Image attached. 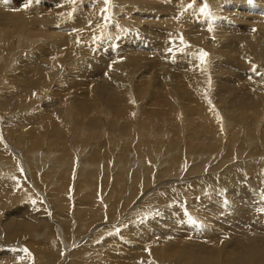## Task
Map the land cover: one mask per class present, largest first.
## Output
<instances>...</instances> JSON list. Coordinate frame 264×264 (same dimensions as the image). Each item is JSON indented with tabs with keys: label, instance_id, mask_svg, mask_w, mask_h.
Here are the masks:
<instances>
[{
	"label": "bare ground",
	"instance_id": "obj_1",
	"mask_svg": "<svg viewBox=\"0 0 264 264\" xmlns=\"http://www.w3.org/2000/svg\"><path fill=\"white\" fill-rule=\"evenodd\" d=\"M28 1L30 2V0H24L23 2L24 3L27 2L28 4ZM206 1H207L206 3L207 5L210 2L211 8L208 9L207 11L204 10V12L200 14L201 12L200 8L204 6ZM224 1L225 0H109V2L105 4L104 0H75V2H73V0H50L48 2L49 3L48 6L53 7V9L51 8L53 12L49 11L50 17H54L52 22L56 24H60L62 23V20H64L65 18L67 20V17L70 15L69 17H72V21L70 23L76 24L78 20L77 24L82 25V27L81 28L77 27V29L79 31H83V33L84 31L88 30L87 29L88 26L89 27L94 26L93 28L99 31L100 37H98L97 40L96 39H93V40L99 43V46L101 44L103 46L102 48H104V46L107 47V50L109 51V53L117 55V54H120L119 52L123 49V52H126L130 56L131 62H133L135 59V54L134 52H132V49L135 46H139L140 48L143 47L148 50H153L152 52H156V55H160V56L168 55L167 57L168 62L170 61L171 64L167 65L166 64L167 62H166L162 66L165 69L166 68L168 69L169 72H165V74H170V76H173L176 70L175 68L172 67V65H175V66L176 64L180 65L179 60H181L182 63L184 61V64H185L184 66H186L187 62H189L191 66L189 67L187 65L188 66V67L186 66L187 70L182 72V74H179V77L177 76L174 80L170 78L169 82L166 81L169 87L168 92H170L171 90L169 96L171 97L173 96L175 98V105H172L171 107L163 108V109L165 111V117L168 116L169 120H170V116L167 114L170 113L173 116H176V118L174 117V119H176V122H179L176 125L179 128V131L176 132L177 137L182 136V131L184 129H191L194 123L195 124L199 123V124L196 126L197 128L196 133L188 137L185 140L186 142L185 149H187V151L185 152L188 158L186 161H188L189 165L188 163H186L187 166L185 167V165H182L181 163L180 164L178 162L175 163V158H174L175 155L173 154L171 155V152L169 150L171 149L172 151H180L183 148L179 146V143L173 138V135H175V132L173 131L174 129L172 127V125L174 124L172 121L173 119L169 122H166L165 119L167 118L164 119L162 117L163 114H161V117L158 114L159 117H157V120L159 122H162L163 125H165V123L168 124L172 128V130L167 131L166 128L164 129L163 127L162 128L159 127V129H156L153 132L152 131L150 132L149 130L151 128V122L153 123L152 116L150 117L147 116L151 112L149 108H148L149 110H145V112L143 111L144 112L143 114L142 113L137 114L138 116L135 118V121H134L135 128L132 127L134 125H130L131 127L127 125L129 122L128 120H131V122L133 123L134 119H132V116L135 114V109L133 113L129 115L130 119L122 118L119 121L113 120V119H117L118 117V114H116L117 113L116 107L118 105H121L122 103V99H117V96H116L119 93L120 87H117L116 85L112 86V85H108L107 83L105 84L103 83L101 86L102 87L101 89H98L97 87L93 89L94 97L92 101V104H93L92 109L94 110V112H97L102 109L104 110V104L102 103L103 100L101 98H103V96L105 95L106 96L109 95L110 99L114 100L112 104L114 108L116 109L113 108L112 114H116V115H114L112 118L108 117V120H111L112 123L116 125L117 132L127 135L128 137L127 144H128L129 149L126 150L123 139L114 140L112 153L106 152L105 146L98 147L99 149L103 150V154L106 155L107 157L104 155H98L97 157L99 161L96 162L94 158H91V152L89 151L84 152V149H83L86 145H88V148L90 149L91 147V145H89L90 139L97 140V141L100 139V134L95 125V122L90 121L91 118L94 116H89L90 111H87L84 114L80 112L83 115L81 116V118H79L80 116L77 113L76 116L78 118L76 121H74L72 117L73 107L69 106V111L64 114L63 120H64V123L66 124L65 125L66 129L69 126H73V128H75L74 132L77 134V137L80 139V141H78L75 144V146H78L77 147L78 156H75L76 154L72 155L71 147H69V145H67V143L63 139L60 140L59 138H55V140H58V141H55V143H52L51 146L47 145L46 147H42V146L34 147V145H30V146H23V147L21 146L22 148L19 146L18 148L19 150H17L19 154L16 151L12 150L11 148L5 147L4 146L5 142H3L4 139L2 140V142H0V209L1 207L5 208V206H7L9 203L10 204H19L21 202L26 203V200L27 202H29L27 205L30 206V208L33 206H40V208L41 207L43 208L46 203L49 204L50 196H52V193L55 195H58L59 192H61V190L65 194H67L70 190L72 197L73 196L79 197L78 201L72 202V204L69 206V209H66L61 204V202L57 201L56 207L59 208V210H61L62 212H66L68 217L77 216L78 209L80 207H82L81 214L83 215L86 214L88 210H90L91 212L100 213V211L103 212L105 209H107L110 206L113 207L114 210H116L117 208L120 209L121 207L120 214L112 212V214L115 215L119 220H120V217H123L122 221L125 222L127 218H130V220H132L138 228L144 231L152 230L153 228L154 230H152L151 232L153 236H157L161 238V240L159 241L158 240L152 241L151 240L152 237L148 238L147 236H145L146 239H144L140 245H137L139 248H142V247L146 248L148 252L154 249V251L152 252L154 254H160V256L159 257L157 256L156 258H154L153 262L156 264H161L164 262H168L166 260H168V257H170V255L177 250L175 247L178 241L182 238V235L184 236V234H181L180 232L176 231L177 230L176 225L172 223L164 222V216L166 215L174 216L177 220V223L179 222H181V224L185 223L183 227H186L189 230L190 227H188L187 225L190 226L193 223H190L189 219H182L181 214H180V209H182V204H185V202H189L188 207L192 210L193 214L196 217V219H192V220H195L196 223L193 225V227H195L194 231L192 230L187 231L188 232L187 234H189L191 238L195 240V242L201 247V249H207V250L224 249L225 252H230L234 254H242L239 242L236 239L235 240L237 242L235 243L229 241L233 238L228 236V233H227L228 228L229 227L232 228L235 237L244 235V234H249V233L259 234V231L261 229H264V211L260 215L259 213H254L250 209V206L252 207V209H256L259 206L264 205V191H258V194L256 197L253 196L252 191H246L244 193H241L242 195L246 196V199L242 200V199L234 197L237 191L233 189L234 187H237L238 184H243L244 188L242 190H249L251 188V186H249L248 184V178H249L250 172L252 174L251 176L252 182L264 180V156L260 154V149L264 146V94H262L264 92L261 93V91H264V86H262V84L264 85V82L263 83L261 82L262 84L259 82H256V80L259 81L260 79H258L259 77L258 78L255 77L256 73L254 71H253L254 73L251 74V76L248 73V69H250L251 67H257V68H260L259 70L262 71L263 73L262 75L264 76V44L262 41L264 37L263 35H260L257 37L255 34H251V35H248L246 38L241 37L239 40L234 41L230 38L232 33H229L230 35L229 38H224V36L220 38H216L217 36L216 29L213 27L214 19L211 16L213 8H216L218 12H223L225 14L232 15L231 9L230 11L227 9H225L226 11L224 10V6H222ZM244 1L248 2V0H244ZM244 1L237 0L233 2L243 4ZM254 1L264 4V0H253V2ZM38 2L39 0H37V3ZM84 3H86L88 6H81ZM240 4H238V6ZM4 5L6 6V8H9V9L12 8V9L10 13L2 12V10L0 9V40L4 39L2 37L4 35L10 36L11 34L12 36L15 34H21L22 35L21 38L23 37L24 40H27L29 43H33L35 39L31 35H33L32 32L35 29L29 28L28 25L30 24L32 26L33 25L35 26V22H36V26H39L42 23L47 24V18L44 17L45 15H41L40 11H38L39 10L38 4H37L38 8L35 7V5H32L34 7H32L30 10L32 11V9H34V12L37 11L38 13L37 15L39 17L38 20L41 21V24L39 25H37L39 22L35 20L37 19V16L34 15L36 17L35 18L31 14L32 16L31 18L35 20L34 21L32 19V22H31L30 19H29L30 21L26 20L27 15H22L23 11H21L20 8L19 9L21 12L15 11V9L19 7V5H22L21 1L9 0L8 6L6 4ZM39 5L41 4L39 3ZM106 6H108L112 11H114L115 15L118 16V21L120 24L121 22L123 23L125 22L122 16L126 15V13L127 15L128 14L133 15L132 16L133 21H129L128 19V22H130L129 24H131L130 27H125L123 25L125 27L123 29L121 26L122 24L120 25V28L122 30L121 33L126 35L127 39L123 40L124 39L123 37L113 38V36L112 37L110 36L111 33L109 32H105L104 34L101 33L102 31L101 27L104 24V20L102 18L97 19L95 16V13L100 12L102 14ZM47 9H49V7H47ZM87 9H92V10L87 11ZM133 9H137V11H133ZM237 10H240V9H237ZM87 14L90 18H92V20L86 19ZM61 15H63L65 18L63 19ZM237 15H239V13H237ZM207 16L208 18H206ZM239 18L240 17L238 16V19ZM261 19L259 21H261ZM33 21H34V24H33ZM198 21L202 22V24H204V27L200 28L198 26ZM221 21L222 20H220L219 23L222 26H225V24L228 26V23L221 22ZM241 21H243V19ZM144 22H150V24L147 23V25H154V27L157 24H161L160 30L163 32L165 31V34H162V32L160 31L161 33L159 35H161V37L165 35V38L163 39L161 37L159 39L156 38L158 36L157 33L154 31L152 27H146L147 25ZM259 25L257 26V28H259L260 31L264 32V27L262 26V24H259ZM163 26H165L166 29H164ZM73 28H76V27L73 25ZM185 28H187L188 30H186ZM47 29H48V24H47ZM47 29H46V32H48ZM104 30L102 32H104ZM126 30H129V31L127 32ZM36 31L41 32L42 29L36 28L34 32ZM166 31H168V34H166ZM82 35H83L82 38H84V34ZM89 37H93V36L90 35ZM89 37L87 38L89 39ZM104 37L107 40H110L108 41L107 44L104 40ZM57 38L58 37L54 38V41L58 40ZM12 40H13V37H12ZM87 41L89 42L90 39ZM10 42L11 41L4 40L0 42V47H4L5 49L8 50ZM84 43H86V41H84ZM215 43L219 44V46L222 47L224 51L225 50L227 51V52L226 51L224 52L225 54L230 53L229 57L237 56L238 58H240L239 56L241 57L243 56V59L246 60L247 62L245 61L238 62L236 60L237 58L233 59V61L239 63L240 65L238 66L247 64L245 66L246 67L245 73L243 72V74L241 75L240 71L245 70V69H242L241 67L236 66L238 70H233V69L231 70L230 69L231 67L227 69L225 68L226 66L223 67L222 65L219 71H217L216 69L215 71L211 70V72H209L210 75L214 76V73L223 71L220 81L216 79H212V76H210L211 80L210 78L209 80L208 78L206 79V77L204 76V72H205V65L208 59L206 58V56H204L202 59L201 56H202V53H207L209 48L215 47L214 46ZM72 46L74 47L76 45L73 43ZM93 46H97V45H93ZM93 46H91V48ZM220 47L218 49L221 50L222 52L223 49H221ZM96 49L98 48L96 47ZM161 49H164V52L158 51ZM177 49L181 50L179 52L180 54L177 53L179 56H177L174 59H171V53L177 52ZM256 52H259L258 53L259 55H257ZM225 54H223L222 56L219 55L220 58L223 57L224 59L226 56ZM41 55H38V57ZM216 55L218 54L216 53L214 55L213 53V56L216 57ZM254 55H256V58ZM3 56L4 55L0 54V60ZM81 56L84 57L82 53H81ZM95 56L97 57V55ZM122 56H123V53H122ZM247 56L253 57L254 60L251 58H248L249 59V62H248V60L246 59ZM225 59H229V58H225ZM106 60H110V57L109 59H106ZM200 60L202 61L200 62ZM126 62L127 61H125V63ZM194 62L195 63L198 62V65H196ZM95 63L97 65V63H101V62H95ZM108 63L110 64V61ZM139 63H140L139 61L136 62L133 68ZM72 65L74 66V64ZM111 65H112L111 67H113L116 64L111 63ZM2 66H0L1 68L0 72H5V75L7 76L10 75L8 71L9 68L8 69L4 68V65ZM124 67L125 69H127L126 65H124ZM101 68H102V65H101ZM180 68H182L181 65H180ZM224 70H226V72H224ZM57 72H58L57 69L53 68L52 66L48 70L46 68H41L38 70V78L44 79L47 76H50L51 79L56 78ZM181 75H183V80L181 78ZM229 75H232V79L225 78L226 76H229ZM247 75L249 79L247 78ZM57 77L59 78L60 76H57ZM214 77H216V74ZM240 78L246 80V82L240 83L241 84L240 86L238 85L240 89L237 92L236 97L234 98L235 102L233 104L231 102L232 99H229L228 96L229 94L232 93V91L230 90H234V89L237 90V88H234L233 86L231 87L229 83L230 82L234 83V79L238 80ZM202 80H208L207 84L209 85L210 89L212 87L213 96L216 95V92H217L219 100L221 101V103L219 104L220 106L219 108H222V112L221 110H218V107L213 110L211 109L212 106L210 108L209 105L205 103L208 111L216 112V114L211 117L204 116V114H208L206 109L199 108L198 106H200V104L198 103V100L193 97L194 96L193 89L194 91L196 90L199 92L200 87H201L202 90H204L202 86H205L204 83H206V81H204L203 83ZM224 80L228 82L225 83L226 82L225 81L222 84V81ZM124 81L126 82H124L123 85H126V84L128 85L127 87H124V90L129 89L132 84L133 79L124 80ZM6 82L8 83L9 80H7L4 76H0V85L3 86L2 89L7 90V92L10 95L15 96L16 90L14 88L9 89V86L5 84ZM181 82H186V83L183 84ZM24 83L21 84L20 94L17 95V97H23L25 95L28 96V92L32 91L34 84L33 85L31 84V86L27 87L26 85H24ZM142 85H144V83H142ZM154 85L156 84H153V86ZM223 85H226V86H223ZM245 86H247L248 91L250 90L247 93L245 91L246 89ZM12 87H14L13 84H12ZM116 89H118V91ZM137 91L140 92L139 97H137L140 99H145V94L148 95L149 93V92L147 93V89H145L144 87H138ZM129 92H131L130 89L129 91L127 90V92L125 93L128 95ZM151 93L152 92L150 91V94ZM155 93H158V92H155ZM225 93H229V94H225ZM196 94L199 96L197 92ZM158 95L153 96L152 99L155 100V102L159 100H163L161 102H164L165 97L161 95V99H160V96ZM58 102L59 101H57V103ZM134 105L136 104L134 103ZM213 105H215V103ZM9 106L10 105L8 104L7 109ZM242 106L244 107L246 106L247 111H248L247 113L243 114L244 110L241 108ZM140 109L142 110V107H140ZM5 112H6V109H5ZM194 114H198L196 117L199 122L196 121L193 123L192 118H189V115L194 116ZM67 117L71 118L70 121L74 122L75 126L72 125L71 122L66 119ZM119 117H122V115L120 114ZM23 120L24 118H16L14 120V123L18 124L20 121H23ZM126 121H127V124H126ZM154 124L155 123H153V125ZM184 124H185V127H184ZM154 128L155 127L153 126V129ZM148 130L150 132V135L146 136V132ZM107 133L108 134L105 135L106 138L111 139V136H118V134H116L115 132H112L111 129H110V133L109 132ZM239 141L242 142V145L236 150V153L234 154L233 159L225 167V172L227 176H229L232 179V183H230L231 187L230 186L226 187L225 190H223L221 187H218V186L215 187L212 181H210L206 177H203L204 176L203 171L206 170L208 174L211 176L213 174V170L216 167L222 168L225 164V161L231 157V154L236 148V146L238 145ZM166 142H167V146L169 149L162 147L163 145L166 146ZM96 144L98 145L99 143L96 142ZM28 150L31 152H29ZM163 154L165 155L162 157V159L164 158L166 160L163 166L158 167V168L152 167L151 159H157ZM243 154H246V155L243 156ZM114 155H115V160H114ZM128 155H130L129 161L121 165L124 162L125 156H128ZM100 161L103 163V166H100ZM117 165H118L117 173H116L115 179H113L112 176L115 174V170L112 171V169L115 168ZM109 167H111V169ZM140 167L143 170L141 174H139ZM184 167L187 171L186 175L180 173L181 171L184 172L185 170ZM101 170H109V172L107 175L104 176V173ZM124 171L127 172V175L125 178H124ZM74 173L77 174L76 178L73 177ZM28 174L32 176L29 179L31 182V185L33 182H36L37 185H39V187H36L35 185V187L33 188L32 186L28 184L29 183ZM182 177H185V179H193V184H186L188 185L187 188L186 187L183 188L182 187L183 185H179L181 184L179 181H181L180 179ZM108 178L112 179L113 181V184L110 187L109 191L106 190L105 188L107 186ZM170 180H172L171 182L173 183L168 185V187L173 186L174 188H176V190L170 193L161 191L160 192L161 194H158V195H157V193H159L158 191L151 194V196L147 199V201L150 200L152 196L154 195V197L150 200V202L152 200L153 202L154 201L156 202L153 203L151 207H149V211L148 210L146 211L147 213L140 214V211L142 210L131 208L134 205H137L138 207L141 206L140 204H138L141 201V199L150 195L149 191L152 189V187H156L159 185V184L155 185L156 181H170ZM98 185L103 186L102 191H98L95 189ZM44 186H46L47 188H44ZM72 186L75 187L74 190L73 188H71ZM159 187L160 189H164L167 186H159ZM86 188H91L94 190L92 193L86 194V197H93L95 200L89 205H85L79 202V201L84 202L85 194L81 191ZM5 191L11 192L8 195V198L5 195ZM22 191L26 193H23L21 197H19V192H22ZM41 194L43 196H41ZM101 196H107V200H103V198L100 199ZM125 197L128 198L127 201H124ZM108 200H110V203H108ZM178 200H180V202ZM174 201H176L178 205L177 203L176 205L172 204V202ZM121 202H122V206H121ZM132 203H134L133 206H131ZM43 210L46 211V209H43ZM154 211H157V212H154ZM153 214H158V215L156 217H152ZM58 218L59 217L53 214L50 220H52L53 222L61 221L63 223L61 228L64 232L63 239L66 243L62 242L63 244L62 245L59 239L60 237L57 238L58 231L56 232L53 229L51 232L48 229L49 225H46L44 227H41L43 229H38L40 233L36 236L31 233V230H29L27 233V235L31 233L32 234L31 237L33 238L35 237L37 238L39 235L43 237L42 240H44L45 242H42V240H39L43 244H39L38 242L36 243L35 240L33 241V239L27 238L28 240L30 239L28 241L29 249L25 244H23V247H22V244L21 246L19 245L20 247H22V250L26 248L27 250H29V252H31V254L35 255L34 258L36 259V264H38L40 259L43 257H45V260L46 258L47 259L53 258L56 260L54 254L46 253V255L42 256L43 249H45V251L49 250L50 252H52L51 251L52 247H54L55 251L54 250L53 251L56 254V250L60 249V247L57 248V246L60 244L62 246L61 250L65 252L66 254V251L71 249L69 247V245H71V242L69 241L70 238L72 237L71 235L75 234V232L77 231L80 235H82L80 233V231L82 230V227L83 229L84 227H87L86 229H88L92 226V224H95L96 225L95 227L97 228L96 230L100 229V231L102 232H105V233L111 232V234H112V229L118 228L117 232L119 231V234L117 235L125 237L126 239L129 237L134 238L133 233L140 232L139 230L135 228H128L127 226L122 225V224L117 223L113 225L115 221L110 220V219L108 220V218H105V217H93L91 215H84L83 217H81L82 225L80 227L78 226V228L73 233H71L69 237V234L66 233V231L69 230L72 224H70L68 221H65L66 219L59 220ZM104 219H107L108 221ZM252 219H256V220H252ZM141 220L143 221L145 220L146 222L141 223L140 222ZM235 220H243L245 224L242 226H238L234 223ZM102 222L104 223V225L105 224L107 225L99 226V225H102L101 224ZM72 223L74 224V222ZM75 227L76 226H74V229ZM47 229L48 231L46 232ZM96 230L95 232H97ZM12 234L14 236L16 235L15 233H12ZM20 235H25V234H20ZM77 235L78 234L76 233V236ZM112 235L117 237V235H115L114 233ZM149 235L150 233H148V236ZM168 235L169 237L170 236L171 237L168 238ZM173 237H177V238H173ZM184 237H187V236L185 235ZM142 238H143V235H142ZM78 239L79 238H76L75 241H78ZM101 240L103 241V244H100L97 246L92 245L93 240L91 239L89 240L88 243H86V246L84 245L85 247L81 245L84 249H88L87 251H90V252L84 253L85 256L83 255V259L79 258L81 260H78V258L76 259L74 257H71V259L73 260V264L74 263L75 264H133V261L128 259L129 257L127 258L126 255L125 256L120 255L121 247H120V243H118L119 242L118 239L116 238L108 239L107 235L104 234ZM54 241L56 242L55 246L53 243ZM115 243H117V245ZM47 244L49 245L46 246ZM109 244H112L111 248L108 247ZM258 244H264V240H259ZM83 248H82V251L84 252ZM191 256L192 255H189L188 257H191ZM38 257H39V260H38ZM161 257H166L167 259L166 258L165 260L161 259L162 260L161 261L160 260ZM1 259L4 260V257L2 256ZM140 259H142V262L144 261L147 262L146 260H144V255H142ZM117 260H119L120 262H118ZM245 260L264 263V251L258 248L254 243H251L247 254L243 257H239L235 263H230V264H240L241 262ZM61 261H63V259ZM204 262L206 264H220L216 258H206L204 259ZM174 264H197V262H195L194 260H191L190 262H180V263L177 262Z\"/></svg>",
	"mask_w": 264,
	"mask_h": 264
},
{
	"label": "rangeland",
	"instance_id": "obj_2",
	"mask_svg": "<svg viewBox=\"0 0 264 264\" xmlns=\"http://www.w3.org/2000/svg\"><path fill=\"white\" fill-rule=\"evenodd\" d=\"M8 1L9 0H0V9L2 10V12H7V13L11 12L12 8L11 9L6 8V6L4 5V4H6L8 6ZM18 1H21L22 5H19V7H17V9H15V11H18V12L23 11L22 15H27L26 20L28 21L30 19L31 22L33 19L31 17L37 16V19H35L37 22H39L37 25L41 24V21L38 20V18H39L37 15L38 13H37V11L34 12V9H32V11L30 9L32 7H34L32 5H35V7H37V4H38V6H39V8L37 7L39 9L38 11H40L41 15H45L44 17L47 18V24H48L49 30L47 29L46 23H42L41 25L36 26V22H35V26L34 25L32 26L29 24L28 27L35 29V30H36V28L42 29V31L41 32H39V31L34 32L35 31L34 30L32 32L33 35H31V36L35 39V41L33 43H29L27 40H24L23 37L21 38V36H22L21 34H15L12 36L10 34L11 37L4 35V36H2L4 39L0 40V42H2L4 40L5 41H11L8 50L5 49L4 47H0V54L4 55L1 58L0 63L2 65H4V68H7V69L9 68L8 71H9L10 75L7 76V75H5V72H0L1 73L0 76H4L7 80H9L8 83L7 82L5 83L9 86V89L14 88L16 90V92L14 91L15 96H13V95H10L7 92V90L2 89L3 86L0 85V91H1L0 92V142H2V140L4 139L3 142H5V145H4L5 147H9L12 150L17 152V150H19L18 149L19 146L23 147V146L34 145V147L35 146L46 147L47 145L51 146L52 143H55V141H58V140H55V138H59L60 140L63 139L67 143V145H69V147H71L72 155L76 154L75 156H78V148H77L78 146H75V144L78 141H80V139L77 137V134L74 132L75 128H73V126H69L66 129V127H65L66 124L64 123V120H63L64 114L69 111V106H71V107H73L72 117H73L74 121H76L78 118L76 116L77 113L80 116L79 118H81V116L87 111H90L89 116H94L91 118L90 121L95 122V125H96L98 132L100 134V139L98 141L90 139L89 140V145H91L90 149L88 148V145H86L83 149H84V152L85 151L91 152V158H94V160L96 162L99 161L98 157H97L98 155H104L103 150L99 149L98 147L105 146L106 152L112 153L114 140L123 139V141L125 143L126 150L129 149L128 144H127V141H128L127 135L117 132L116 131V125L114 123H112L111 120H108V117L112 118L114 115L118 114L117 119H113V120L119 121L122 118L123 119H127V118L130 119L129 115L133 113L134 109H135V114L132 116V119H134L133 123L131 122V120H128L129 122L127 124V121H126V124L128 126L134 125L132 127L135 128L134 121H135V118L138 116L137 114H139V113L143 114L145 112V110L150 109L151 112L147 116H149V117L152 116V121H153V123H155L153 125V123L151 122V128L149 129L150 132L151 131L153 132L154 130L159 129V127L160 128L163 127L164 129L166 128L167 131H171L172 128L168 124L165 123V125H163L162 122H159L157 120V117H159L158 114L160 115V117H161V114H163L162 117L164 119L165 118L168 119V120L165 119L166 122H169L173 119L172 121L174 124L172 125V127L174 129L173 131L175 132V135H173V138H174V140H176L179 143V146H181L183 148L182 150L185 149V147H186L185 146L186 145L185 140L188 137H190L196 133V129H197L196 126L199 123L195 124L194 122H196V121L199 122L197 117H196L198 114H194V116L189 115V118H192L194 125L191 127V129H184L182 131V136L177 137L176 132L179 131V128L176 125L179 122H176V119H174V117L176 118V116H173L170 113L167 114L170 116V120H169L168 116L165 117V111L163 108H168V107H171L172 105H175V98L173 96L172 97L169 96L171 90H170V92H168L169 87H168V83H166V81L169 82L170 78H172L174 80L177 76L179 77V74H182V72L187 70V68H186L187 65L189 67L191 66L189 62H187L186 66H184L185 65L184 61L182 63V61L179 60L182 68H180L179 64H176V66L172 65V67L175 68L176 70H175L173 76H170V74H165V72H169L168 69L166 68L167 69L166 70L162 66L166 62H167L166 63L167 65L171 64L170 61L168 62V58H167L168 55H161V56L156 55V52H152L153 50H148V49H145L143 47L140 48L139 46H135L132 49V52H134L136 60L134 59V61L131 62L130 56L126 52H123V49L119 52L120 54L116 55V54L109 53V51L107 50V47L104 46V48H102L103 46L101 44L99 46V43H97L96 41L93 40V39L97 40V38L100 37L99 31L95 30L93 28L94 26H90V27L88 26L87 27L88 30L84 31V33H83V31H79L77 29V27H80V28L82 27V25L79 24L80 25L79 26L77 24L78 20H77L76 24L70 23L72 21V17H69L70 15L67 17V20L63 15H61L62 18L63 19L65 18L64 20H66V21L62 20V23H60V24H56V23L52 22L54 17H50L49 11H52L53 7L48 6L49 5L48 2L50 0H39L38 3H37V0H30V2L28 1L29 6H28L27 2L26 3L23 2L24 0H18ZM233 1H237V0H231V1L225 0L222 4V6H224V10L227 9L230 11V9H231L232 15L231 14H225L223 12H218V10H216V8H213V10H212L211 16L214 19L213 27L216 29V34H217L216 38H220L222 36H224V38H229L230 37L229 33H232L230 38L234 41L239 40L241 37L246 38L248 35H251V34H255L257 37L260 35H263V37H264V34H263L264 32L260 31L259 28H257V26L259 24H262V26L264 27V19H263L264 18V4L257 2V1H254L251 4H249L248 2H246L244 0H243L244 1L243 4H240V3L233 2ZM35 2H36V4H35ZM39 3L41 5H39ZM205 3H207V1ZM42 4L44 5V7ZM51 4H53V3H51ZM85 4L86 3L82 4L81 6H88L87 4L86 5ZM238 4H240V5L238 6ZM45 5L47 7H49V9H47V7ZM55 6H57V5H55ZM207 6L208 7L205 8V11H207L208 9L211 8L210 2ZM73 7H74V5H73ZM19 8L21 9V11ZM237 9H240V10H237ZM91 10L92 9H87V11H91ZM133 11H137V9H133ZM236 12L239 13V15H237ZM31 14H32V16H31ZM200 14H202V12H200ZM65 15H67V14H65ZM128 15L130 16V18ZM128 15L126 13V15L122 16L123 19L125 20V22L124 23L121 22V24H122L121 25L118 21V16L115 15L114 11H112L108 6H106V8L102 14L100 12L95 13V16L97 19L102 18L104 20V24L101 27V29H102V31L104 29L105 30H104V32L101 31L102 34H104L105 32H109V33H111V35H110L111 37L112 36H113V38L123 37L124 38L123 40L127 39V36L121 33L122 30L120 28V25L124 29L125 27H130V25H131V24H129L130 22H128V19H129V21H133L132 20L133 15L132 14H128ZM238 16L241 19L240 18L238 19ZM86 17H87L86 19L92 20V18H90L88 16V14ZM243 17H245L246 20ZM261 17H262V19H261ZM206 18H208V16ZM242 19H243V21H241ZM260 19H261V21H259ZM220 20H222L221 22L228 23V26L226 24H225V26H222L219 23ZM34 21H33V24H34ZM231 22H233V23H231ZM144 23H146V25H147V23L150 24V22H144ZM55 24H56V26H55ZM152 24H153V22H152ZM50 25L52 28L50 27ZM73 25L76 28H73ZM157 25L155 27H154V25H147L146 27H152L158 35L156 38L159 39L161 37V35H159V34L161 32H162V34H165V31L163 32L160 30L161 24H157ZM198 26L200 28H202V27H204V24H202V22L198 21ZM34 27H36V28H34ZM163 27H164V29H166L165 26H163ZM46 29L48 32H46ZM185 29L188 30L187 28H185ZM88 31H90V32H88ZM92 31H94V32H92ZM126 31L128 32L129 30H126ZM82 34H84V38H82V36H83ZM166 34H168V31H166ZM90 35L93 37H89ZM233 35H234V37H233ZM53 36H54V38L58 37L57 38L58 40L54 41ZM86 36L89 37V39H90L89 42L87 41L89 39ZM12 37H13V40H12ZM161 38L162 39L165 38V35L162 36ZM83 39H84V41H86V43H84ZM63 40H64V42H63ZM104 40H105L106 44L108 43V41H110V40H107L105 37H104ZM262 41L264 44V39ZM73 43L76 46L73 47L72 46ZM86 44H87V46H86ZM93 45H97V46H93ZM77 46H78V48H77ZM91 46H93V47L91 48ZM214 46L215 47H213V48H209V50L207 52V56H206V58L208 59V61L206 62V65H205V72H204V76L206 77V79L208 78V80H209V78H210V80H211L210 76H212V75H210L209 72H211V70L215 71L216 69H217V71H219L222 65H223V67L226 66L225 68H227V69L229 67H231L230 68L231 70L232 69L238 70L236 68V66L241 67L242 69H245L244 71H240L241 75L243 74V72L245 73V71H246L245 66L247 64H244L242 66H238L240 64L233 61V59L237 58L236 60L238 62L239 61L247 62L246 60L243 59V56L242 57L239 56L240 58H238L237 56H230L229 57L230 53L225 54L224 52L226 50L224 51V49L222 47H220L219 44L215 43ZM218 46L221 49H223L222 52H221V50L218 49L219 48ZM96 47L98 49H96ZM158 51L164 52V49H161ZM180 51L181 50L177 49V52H172L171 53V59H174L177 56H179L178 54H180L179 53ZM38 52H39V54H38ZM81 53L84 55V57L81 56ZM122 53H123V56H122ZM213 53H214V55L216 53L218 54V55H216V57L218 56L217 59L215 56H213ZM222 53L226 55L225 58H229V59H225V58L223 59V57L220 58V56L223 55ZM256 53H257V55H259L258 54L259 52H256ZM41 54H43V55H41ZM38 55H41V56L38 57ZM95 55H97V57ZM102 55L104 58L102 57ZM121 56H122V58H121ZM254 56L256 58V55H254ZM109 57H110V60H106V59H109ZM124 57H126V58H124ZM81 58H82V60H81ZM98 58L99 59L101 58L102 60L100 59V61H99ZM244 58H245V56H244ZM248 58H251L254 60L253 57L247 56L246 59L248 60V62H249ZM137 60L140 63L133 68V66L136 64V62H138ZM169 60H170V58H169ZM222 60H223V62H222ZM8 61H10V62H8ZM107 61L108 62L110 61V64ZM125 61H127V62L125 63ZM201 61L202 60H200V62ZM95 62H101V63H97V65H96ZM111 63H115L116 65L111 67L112 66ZM234 63H236V64H234ZM1 64H0V66H2ZM72 64H74V66ZM100 64L102 65L103 69L101 68ZM152 64H154V65H152ZM195 64L198 65V62H196ZM89 65H90V67H89ZM124 65H126L127 69H125ZM51 66L53 68L57 69V71H58L56 78L51 79L50 76H47L44 79L38 78V70L39 69L46 68L48 70L51 68ZM99 66H100V68H99ZM114 67H115V69H114ZM120 68H122V69H120ZM183 68H184V70H183ZM259 69L260 68H257V67H251L250 69H248V73L251 76V74H253L255 72L256 73L255 77L256 78L259 77L258 79H260L259 81L256 80V82H259V83L262 82L263 83L264 82V76L262 75L263 74L262 71ZM0 70H1V68H0ZM222 72H218V73L213 72L214 76L216 74V77L212 76V79H216V80L220 81V79L222 77ZM224 72H226V70H224ZM257 72H259V73H257ZM58 73H59V75H58ZM57 76H60V77L58 78ZM181 78L183 80V75H181ZM225 78L226 79H232V75L226 76ZM247 78L249 79L248 75H247ZM130 79H133V81H132V84L129 88L131 91L128 93V95L130 96L129 97L125 93V92H127V90L129 91V89L124 90V87H127L128 85L127 84L123 85V83L126 82L124 80H130ZM208 80H202L203 83H204V81H206V83H204L205 86H202L204 90H202V88L200 87V91H199L200 93L196 90L194 91V89H193V94H194L193 97L198 100V103L200 104V106H198L199 108L206 109L208 114H204V116L211 117V116L215 115L216 112L208 111L205 103L207 105H209L210 108L212 106L211 109H213V110L218 107V110H221V112H222V108H219L220 107L219 104L221 103V101L219 100L218 93L216 92V95L213 96L212 87L210 89L209 85L207 84ZM225 81L226 80L222 81V84ZM235 81H236V83H235ZM173 82H175V81H173ZM227 82L228 81H226L225 83H227ZM244 82H246V80L240 78L238 80L234 79V83H232V82L229 83L231 87L233 86L234 88H237V90L232 88L234 90H230V91H232L231 94L225 93V94H229L228 98L232 99L231 102L233 104L235 102L234 98L236 97V94L240 89L238 87V85L240 86L241 85L240 83H244ZM23 83L27 87L31 86V84L32 85L34 84L33 89L31 92L27 91L28 96L25 95L23 97H17V95L20 94L21 84H23ZM103 83L104 84L107 83L108 85H112V86L116 85L117 87H120L119 93L116 96H117V99H122V103H121V105H118L116 107L117 108L116 109V108H114V106L112 104V102L114 100L110 99L109 95H107V96L105 95V96H103V98H101L104 101V102L102 101V103L104 104V110L102 109V110H99L97 112H94V110L92 109V105H93L92 101H93V97H94L93 89H95V87H97L98 89H101L102 88L101 86ZM142 83H144V85H142ZM181 83L185 84L186 82H181ZM12 84L14 85V87H12ZM153 84H156V85L153 86ZM223 86H226V85H223ZM262 86H264V85L262 84ZM138 87H144L145 89H147V93L149 92L148 95L145 94V99L137 98L140 95V92L137 91ZM245 87H246V89H245L246 93L249 92L250 90L249 91L247 90V86H245ZM149 89L152 92L151 94H150ZM186 89H188V88H186ZM116 90L118 91V89H116ZM165 90H166V92H165ZM188 90H190V89H188ZM155 92H158L159 95H158V93H155ZM196 92L199 94V96L196 94ZM262 92H264V91H261V93ZM240 94H241V92H240ZM262 94H264V93H262ZM8 95H9V97H8ZM155 95L160 96V99H161V95L164 96L165 97L164 102H161L163 100H159V101L155 102V100L152 99V97ZM86 96H87V98H86ZM36 97H37V99H36ZM129 98H131V99H129ZM34 99H35V101H34ZM66 99H67V101H66ZM117 99H115V100H117ZM8 100H10V101H8ZM57 101H59V102L57 103ZM149 101H151V102H149ZM84 103H85V105H84ZM134 103L136 105H134ZM214 103L216 106L213 105ZM8 104L10 106L7 109ZM89 105H91V106H89ZM24 106H26V107H24ZM140 107H142V110L140 109ZM4 108L6 109V112H5ZM76 108H77V110H76ZM113 108L117 110L116 114H112ZM137 108H138V110H137ZM241 108L244 110L243 114L248 112L246 106L245 107L242 106ZM3 109H4V111H3ZM80 112H82L83 114ZM120 114L122 115V117H119ZM16 118H24V120L20 121L18 124H16V123H14V120ZM66 119L68 121H70L71 118L67 117ZM71 124L75 126L74 122H71ZM166 125H167V127H166ZM153 126L155 127L154 129H153ZM3 127H4V129H3ZM184 127H185V124H184ZM110 129L112 130V132H115L116 134H118V136H111V139L106 138L105 135L108 134L107 132L110 133ZM149 130L147 131L148 134L146 132V136L150 135ZM228 132H229V130H228ZM26 140H27V142H26ZM96 142L99 144L97 145ZM241 145H242V142L239 141L238 145L236 146V148L232 152L231 157L225 161V164L222 168L216 167L213 170V174L211 176L208 174V172L206 170H204L203 171V173H204L203 177H206L207 179L212 181L214 183L215 187H217V186L221 187L223 190H225L226 187H229L230 183H232V179L229 176H227V174L225 172V167L233 159L234 154L236 153V150ZM245 146H246V144H245ZM162 147L168 148L167 142H166V146L163 145ZM132 148H134V147H132ZM178 148H180V147H178ZM29 150H30V148H29ZM182 150L172 151L170 149L169 151L171 152V155L172 154L175 155V157H174L175 163H177V162L179 164L181 163L182 165H185V167H186L187 166L186 163H188V161H186V160L188 158H187L185 151H187V149H185L184 151H182ZM262 151H264V146L260 149V154H262L264 156V152H262ZM29 152H31V151H29ZM72 155H70V156H72ZM164 155L165 154H163L162 156H160L157 159H151V162H152L151 166L154 168L162 167L166 161L164 158L162 159V157ZM245 155L246 154H243V156H245ZM104 156H106V155H104ZM129 159H130V155L125 156L124 162L121 165L127 163L129 161ZM114 160H115V155H114ZM188 165H189V163H188ZM100 166H103V163L101 161H100ZM185 167H184V169H185ZM109 168L111 169V167H109ZM117 168H118V165L112 169V171L115 170V174L112 176L113 179H115V176L117 173ZM101 171L104 173V176L107 175L109 172V170H101ZM142 172H143V170L140 167L139 168V174H141ZM184 172L181 171L180 173L186 175V173H187L186 169L184 170ZM126 175H127V172L124 171V178L126 177ZM251 176H252V174L250 172L249 178H248V184H249V186H251V188L249 190H242L244 188V185L238 184L237 187L233 188L237 191V193L234 195V197L244 200V199H246V196L242 195L241 193H244L246 191H252L253 196L256 197L258 194V191H264V180L252 182ZM30 177H32V176H30L28 174V180L30 179ZM73 177L76 178L77 174L74 173ZM185 177H182L180 179L181 181H179V179H178V181L181 183L179 185H183L182 186L183 188H185V187L187 188L188 185H186V184H193V179H185ZM201 178H202V176H201ZM182 180H184V181H182ZM171 181L172 180H170V181H156L155 185H157V184H159V185L156 187H152V189L149 191L150 195L141 199V201L138 203L141 206L140 207H138L137 205L133 206L134 203H132L131 206H133V207H131V208L132 209L136 208L137 210H142V211H140V214L147 213L146 211L147 210L149 211V207H151V205L156 202V201L153 202V200L150 202V200L154 197V195L152 196V198L150 200L147 201V199L151 196V194L158 191L159 192V193H157V195H158V194H161L160 193L161 191L166 192V193H170V192H173L176 190V188H174L173 186L168 187V185L173 183ZM179 182H177V183H179ZM28 184L30 186H32L33 188L35 187V185H36V187H39V185H37L36 182H33L31 185L30 180H29ZM39 184H41V183H39ZM112 184H113L112 179L108 178L107 186L105 187L106 190L109 191ZM159 186H167V187H165L164 189H160ZM44 188H47V187L44 186ZM71 188H73V190H74L75 187L72 186ZM95 189L98 191H102L103 186L98 185ZM93 191L94 190L91 188L83 189L81 192H83L85 194V200H84V202H82V201H79V202L82 204H85V205H89L90 203L94 202L95 200L93 197H86V194L92 193ZM10 193L11 192L5 191V195L7 198H8V195ZM23 193H26V192H23V191L19 192V197H21V195ZM74 195H76V194H74ZM41 196H43V195L41 194ZM73 197H72V194L70 193V190L67 194H65L61 190V192H59L58 195H55L52 193V196H50L49 204L46 203L43 208L42 207L40 208V206H33V207H31L32 208L31 209L30 206L27 205L29 203V202H27V200H26V203L25 202H21L19 204H10L9 203L7 206H5V208L1 207V209H0V256H1L0 257V264H29V263L30 264H36V259L34 258L35 255L31 254V252H29V250H27L26 248L22 250V247H23V244H25L29 249L28 241L30 239H33V241L35 240L36 243L38 242L39 244H43L42 242H45L44 240H42L43 237H41L39 235L37 238L36 237L33 238L31 236H32V234H34L35 236L38 235L40 233V231L38 229H43L41 227H44L46 225H49V227H48L49 231L52 232L53 229L56 232L58 231L57 232V234H58L57 238L60 237L59 239L61 241V244H62V242L66 243L63 239V235H64L63 233L64 232L61 228L63 223L61 221L53 222L52 220H50L52 218L53 214L56 215L57 217H59L58 218L59 220L60 219H66L65 221H68L70 224H72L70 226L69 230L66 231V233L69 234V237H70L71 233H73L78 228V226L80 227L82 225L81 217H83L84 215H91L93 217H105V218H108V220L110 219V220L115 221V223L113 225H115L117 223L122 224V225L127 226L128 228H135V229L139 230L140 232L133 233L134 238L129 237V238H127L129 240H127L125 237L117 235V234H119V231L117 232L118 228L112 229V234L114 233L115 235H117V237H115L111 234V232L105 233V232L100 231V229H98L100 231L99 232L98 230H96L97 228L95 227L96 226L95 224H92V226L88 229H86L87 227H84V229L82 227V230L80 231V233L82 235H80L78 233V231L75 232V234L71 235L72 237L69 240L71 242V245H69V247L71 249H69L70 251L68 250L69 252L65 250L66 251V254H65V252H63L61 250L62 246L60 244L57 246V248L60 247V249L56 250V254L54 252L55 251L54 247H52V250H51L52 252H50L49 250L45 251V249H43L42 256L46 255V253L47 254H54L56 260L53 258H50V259L46 258V260H45V257H43L40 259L38 264H67V263L73 264V260L71 259V257H74L76 259L78 258V260H81V259H83V255L85 256L84 253L90 252V251H87L88 249L83 248L86 246V243H88L90 239L93 240V242H92L93 246L103 244V241L101 239H102V236L104 234L107 235L108 239H110V238L118 239V241H119L118 243H120V247H121L120 255L121 256L126 255L127 258L129 257L128 259L132 260L133 264H156L153 262V260L157 256L159 257L160 254H154L152 252V251H154V249L151 250L150 252H148L146 248H143V247L139 248L137 246V245H140L144 239H146L145 236H147L148 238L152 237V239H151L152 241L161 240V238H159L157 236H153V234L151 233L152 230H154L153 228H152V230L144 231V230L138 228L135 225V223L132 220H130V218H127L125 222L122 221L123 217H120V220H119L115 215L112 214V212L120 214L121 213V207H120V209L117 208L116 210H114V208L110 206L107 209H105L103 212L100 211V213L99 212H91L90 210H88V212L84 215L81 214L82 207H80L78 209L77 216H69L68 217L66 212H62L61 210H59V208L56 207L57 201L61 202V204L66 209H69V206L72 204V202L78 201V199H79L78 196H77L78 198L76 196H73ZM102 198H103V200H107V196H101L100 199H102ZM127 199L128 198L125 197L124 201H127ZM145 201H147V202H145ZM178 201L180 202V200H178ZM183 202H184V200H183ZM108 203H110V200H108ZM176 203H177L176 201L172 202V204H174V205H176ZM185 204H182V209H180V214H181L182 219H189L190 217H191V219H196L192 210L188 207L189 202H185ZM177 205H178V203H177ZM121 206H122V202H121ZM43 209H46V211H44ZM250 209L254 213H259L261 215V213L264 211V205H261L256 209H252V207L250 206ZM154 212H157V211H154ZM157 215L158 214H153L152 217H156ZM161 217H163V216H161ZM104 220L108 221L107 219H104ZM252 220H256V219H252ZM72 222H74V224ZM140 222L145 223L146 221L141 220ZM164 222L172 223V224L176 225V228H177L176 231L180 232L181 234H184V236L186 235L187 237H184L182 235V238L178 241V243L175 247L177 250L174 253H172L170 255V257H168V260H166L168 262H164L161 264H174L177 262H179V263L180 262H190L191 260H194L195 262H197V264H206L204 262V259H206V258H216L220 264L235 263L239 257H243L247 254V252L249 251V247H250L251 243H254L258 248H260L261 250L264 251V244H258L259 240H264V229H261L259 231V234L249 233V234H244V235H240V236L235 237L232 228L229 227L228 232H227L228 236L233 238L229 241L234 242V243L238 241L240 244V247H241V251H242V254H234V253H230V252H225L224 249H219V250L201 249V247L195 242V240L193 238H191V236L189 234H187L188 233L187 231H190V230L194 231V229H195V227H193L194 224H192L190 226L187 225L188 227H190L188 230V228L183 227L185 223H182V224H181V222L177 223L176 218L172 215L164 216ZM234 223L238 226H242L245 224V222L243 220H235ZM101 224L102 225H99V226H106L107 225V224L104 225L103 222ZM73 225L76 226L75 229H74ZM109 227H110V225H109ZM48 229L46 230V232L48 231ZM29 230H31L32 234L29 233L27 235ZM95 230L97 232H95ZM89 232H91L92 234ZM93 232H95V233H93ZM147 232L150 233L149 236H148ZM12 233H15L17 236L16 235L14 236ZM76 233L78 234L77 236H76ZM20 234H25V235H20ZM141 234L143 235V238H142ZM10 235H11V237H10ZM131 236H132V234H131ZM170 237L168 235V238H170ZM27 238H30V239L28 240ZM76 238H79L78 241H75ZM173 238H177V237H173ZM140 239H142V240H140ZM39 240H42V242ZM55 241L53 242L54 246L56 244ZM13 242H15V243H13ZM151 242H150V244H151ZM234 243H233V245H234ZM21 244H22V247H20ZM115 244L117 245V243H115ZM48 245L49 244H47L46 246H48ZM143 245H145V244H143ZM81 247L83 248L84 252L82 251ZM108 247L111 248L112 244H109ZM75 248H76V250H75ZM79 251H80V253H79ZM81 253H83V254H81ZM19 254H20V256H19ZM71 254H73V255H71ZM142 255H144V260H146L147 262H145V261L142 262V259H140ZM147 255H149V256H147ZM189 255H192V256L188 257ZM2 256L4 257V260L1 259ZM79 258H81V259H79ZM165 258L166 257H161L160 260L161 259L165 260ZM62 259H63V261H61ZM38 260H39V257H38ZM47 261H48V263H47ZM117 261L120 262L119 260H117ZM240 264H264V263L245 260V261L241 262Z\"/></svg>",
	"mask_w": 264,
	"mask_h": 264
},
{
	"label": "snow or ice",
	"instance_id": "obj_3",
	"mask_svg": "<svg viewBox=\"0 0 264 264\" xmlns=\"http://www.w3.org/2000/svg\"><path fill=\"white\" fill-rule=\"evenodd\" d=\"M73 2H75V0H73ZM104 2H105V4H107V3L109 2V0H104ZM252 2H253V0H248V3H249V4H251ZM189 6H191V5H189ZM207 7H208V6H207V4L205 3L204 6L200 8V11H201V12H204L205 8H207ZM210 30H211V29H210ZM204 56H207V53H202L201 58L203 59ZM254 70H255V69H254ZM189 222H190V223H193V224L196 223V221H195V220H192L191 217L189 218Z\"/></svg>",
	"mask_w": 264,
	"mask_h": 264
}]
</instances>
